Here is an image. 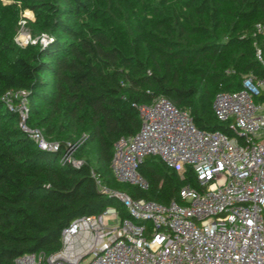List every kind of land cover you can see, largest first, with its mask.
<instances>
[{
    "label": "trees",
    "instance_id": "1",
    "mask_svg": "<svg viewBox=\"0 0 264 264\" xmlns=\"http://www.w3.org/2000/svg\"><path fill=\"white\" fill-rule=\"evenodd\" d=\"M0 0V264L26 254H52L74 218L118 202L104 186L133 199L178 201L189 169L179 175L146 157L139 173L148 189L118 182L111 169L114 143L139 129L137 107L157 97L189 112L196 128L228 133L212 102L240 88L252 73L264 80V0ZM119 7V6H118ZM52 40L25 48L14 41L18 9ZM121 12V13H118ZM23 91L26 125L59 144L39 149L21 131V116L3 97ZM264 104V89L254 99ZM68 145L82 165H61Z\"/></svg>",
    "mask_w": 264,
    "mask_h": 264
},
{
    "label": "built area",
    "instance_id": "2",
    "mask_svg": "<svg viewBox=\"0 0 264 264\" xmlns=\"http://www.w3.org/2000/svg\"><path fill=\"white\" fill-rule=\"evenodd\" d=\"M255 34L264 37V20ZM256 57L264 65L260 50ZM263 89L264 80L249 73L238 90L215 95L213 114L228 133L196 128L188 111L162 96L138 106V131L114 143L115 179L148 189L138 168L155 157L179 175L189 169L194 185L181 186L178 201L161 204L110 190L91 171L98 190L127 216L107 206L76 217L61 230L58 251L26 253L15 264H264V104L254 102ZM3 100L39 149L58 151V143L26 125L23 91L7 92ZM76 149L68 145L59 163L81 166Z\"/></svg>",
    "mask_w": 264,
    "mask_h": 264
},
{
    "label": "rangeland",
    "instance_id": "3",
    "mask_svg": "<svg viewBox=\"0 0 264 264\" xmlns=\"http://www.w3.org/2000/svg\"><path fill=\"white\" fill-rule=\"evenodd\" d=\"M1 1L4 4H10V1L8 0H1ZM101 1L105 3L108 2V0H101ZM124 1L125 0H119L118 1L119 7L118 6L116 7L114 5V9L116 10L117 8L118 10H120V8L123 9L122 3ZM142 2L145 5L146 0H142ZM147 4L148 2L146 3V5ZM118 13H121V12L118 11ZM32 22H34V17L32 13L29 10H23L19 8L18 16H17L16 22L14 23V29H15L14 41L18 46L22 48H25L28 45L35 44L37 42H40L41 44L46 45L52 40L48 35L39 32L35 27H33ZM8 100H9L8 102L12 103V105L14 104L15 106L18 107V104L15 102V100H11V99H8ZM26 118H27V113L25 114V120ZM116 204L114 203L110 206L116 207Z\"/></svg>",
    "mask_w": 264,
    "mask_h": 264
}]
</instances>
